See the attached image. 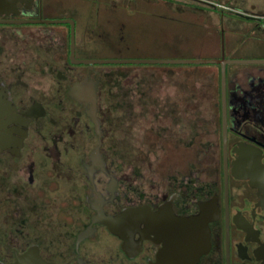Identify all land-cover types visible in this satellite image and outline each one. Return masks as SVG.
<instances>
[{
	"label": "flooded vegetation",
	"instance_id": "obj_1",
	"mask_svg": "<svg viewBox=\"0 0 264 264\" xmlns=\"http://www.w3.org/2000/svg\"><path fill=\"white\" fill-rule=\"evenodd\" d=\"M51 3L0 15V264L30 251L44 264H264V65H227L224 95L215 65L218 92H196L200 112L183 87L165 97L150 130L161 128L165 150L194 161L149 185L122 159L137 152L128 137L137 122L113 94L129 76L112 69L139 65L92 63L105 59L91 44L109 36L95 34L96 24L79 33L77 18ZM93 3L98 23L102 2ZM223 5L230 12L217 13L222 47L214 60H237L224 37L264 32V13ZM42 20L72 24L22 23ZM181 221L189 224L180 231Z\"/></svg>",
	"mask_w": 264,
	"mask_h": 264
},
{
	"label": "rangeland",
	"instance_id": "obj_2",
	"mask_svg": "<svg viewBox=\"0 0 264 264\" xmlns=\"http://www.w3.org/2000/svg\"><path fill=\"white\" fill-rule=\"evenodd\" d=\"M52 1L51 9L54 8L58 13H71L77 18L79 33L87 25L96 24L95 34L109 36L98 45L91 44V48L97 50L105 60H214L220 56L222 47V37H219L221 21L217 13L230 12L225 8L219 9L223 4H232V7L249 14L264 13V0H98L102 3L98 5L100 16L96 23L94 11L97 5L93 3L94 0ZM209 3L216 4L218 10L209 6ZM224 22L226 25L229 22L240 23L239 20ZM247 32L238 27L236 34L246 35ZM224 33L235 34L233 29L227 27ZM120 34L123 37H118ZM250 35L224 37L227 54H232L237 60L264 59V32L256 31ZM246 67L249 66L233 65L229 69ZM112 70L120 76H129L127 80H116L113 94L126 112L132 111V119L137 122L136 129L133 128V133L128 136L137 141V152L122 153V159L135 165L138 177H143L149 185L152 178L162 182L173 173L182 171L188 162L194 161L193 153L172 148L166 151L167 144L160 139L161 128L150 130V114L153 111L161 113L165 97L176 99L180 87L186 89L192 111L196 108L200 112L201 108L194 100L196 92L207 91L206 88L210 86L217 94L218 88L212 85L215 81L219 83L218 67L140 65ZM130 90L132 99L125 95ZM202 109L206 115L214 112L212 106L205 105ZM159 123L163 125L162 121Z\"/></svg>",
	"mask_w": 264,
	"mask_h": 264
},
{
	"label": "water",
	"instance_id": "obj_3",
	"mask_svg": "<svg viewBox=\"0 0 264 264\" xmlns=\"http://www.w3.org/2000/svg\"><path fill=\"white\" fill-rule=\"evenodd\" d=\"M33 0H0V15L3 14H11L13 13L16 8L17 4H21L25 6V9L31 8V4ZM22 23H44V24H67L71 23L67 20H55V21H23ZM92 63L95 64H102V65H221L222 68V86H223V95L225 94V86H226V66L227 65H242V64H258L264 65V60H232V61H225V60H98ZM1 110V109H0ZM189 222L185 223L181 221L178 226H180V231L182 228L187 226ZM110 225V224H109ZM110 228L114 231L112 225ZM179 229V227H178ZM183 230V229H182ZM208 228H206L205 224L202 226V230L200 231L201 238L199 239V243L195 248L196 252H198V257L205 252V244L206 241V233ZM179 233V231H178ZM179 240V239H178ZM182 241V240H181ZM201 242V243H200ZM197 257V258H198ZM16 264H44L40 257L38 256L37 252H28L24 256L18 257V261Z\"/></svg>",
	"mask_w": 264,
	"mask_h": 264
}]
</instances>
